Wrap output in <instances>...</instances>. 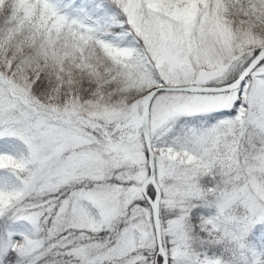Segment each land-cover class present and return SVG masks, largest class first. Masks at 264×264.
<instances>
[{"label":"snow or ice","instance_id":"6c2138e0","mask_svg":"<svg viewBox=\"0 0 264 264\" xmlns=\"http://www.w3.org/2000/svg\"><path fill=\"white\" fill-rule=\"evenodd\" d=\"M0 264H264V0H0Z\"/></svg>","mask_w":264,"mask_h":264}]
</instances>
